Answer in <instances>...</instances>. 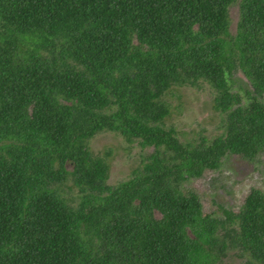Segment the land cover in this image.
Here are the masks:
<instances>
[{
    "label": "trees",
    "instance_id": "16d2710c",
    "mask_svg": "<svg viewBox=\"0 0 264 264\" xmlns=\"http://www.w3.org/2000/svg\"><path fill=\"white\" fill-rule=\"evenodd\" d=\"M204 84L222 132L183 141L169 94ZM105 132L142 150L115 185ZM262 153L264 0H0V264H264V191L184 187Z\"/></svg>",
    "mask_w": 264,
    "mask_h": 264
},
{
    "label": "rangeland",
    "instance_id": "374dc122",
    "mask_svg": "<svg viewBox=\"0 0 264 264\" xmlns=\"http://www.w3.org/2000/svg\"><path fill=\"white\" fill-rule=\"evenodd\" d=\"M231 17L233 22L237 20V8L231 9ZM213 99V90L206 84L198 89L175 88L168 97L172 112L167 126L175 127L183 141L197 139L200 135L213 138L222 132L221 115L214 109ZM90 146L96 154L112 151L108 181L111 185L128 179L141 159V148L127 144L115 133L96 135ZM184 187L201 195L206 213L214 212L221 216L222 207L238 212L253 188L264 191V153L254 161L230 155L219 170L207 171L201 178L185 183ZM66 191L72 192L68 187ZM75 192L71 194L75 195ZM223 264H242V261L231 252Z\"/></svg>",
    "mask_w": 264,
    "mask_h": 264
}]
</instances>
